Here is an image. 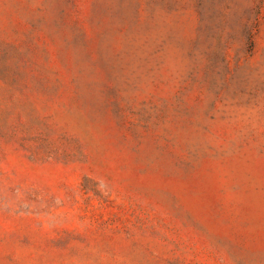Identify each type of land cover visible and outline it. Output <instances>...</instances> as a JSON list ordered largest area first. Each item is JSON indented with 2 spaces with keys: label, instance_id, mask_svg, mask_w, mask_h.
<instances>
[{
  "label": "rangeland",
  "instance_id": "obj_1",
  "mask_svg": "<svg viewBox=\"0 0 264 264\" xmlns=\"http://www.w3.org/2000/svg\"><path fill=\"white\" fill-rule=\"evenodd\" d=\"M0 264H264V0H0Z\"/></svg>",
  "mask_w": 264,
  "mask_h": 264
}]
</instances>
